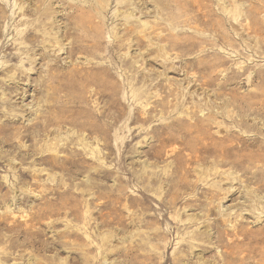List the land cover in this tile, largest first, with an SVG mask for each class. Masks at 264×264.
<instances>
[{"label": "rangeland", "instance_id": "1", "mask_svg": "<svg viewBox=\"0 0 264 264\" xmlns=\"http://www.w3.org/2000/svg\"><path fill=\"white\" fill-rule=\"evenodd\" d=\"M0 264H264V0H0Z\"/></svg>", "mask_w": 264, "mask_h": 264}]
</instances>
